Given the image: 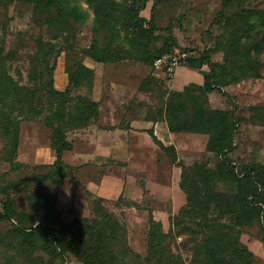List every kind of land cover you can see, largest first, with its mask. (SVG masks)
I'll use <instances>...</instances> for the list:
<instances>
[{
  "label": "rangeland",
  "instance_id": "374dc122",
  "mask_svg": "<svg viewBox=\"0 0 264 264\" xmlns=\"http://www.w3.org/2000/svg\"><path fill=\"white\" fill-rule=\"evenodd\" d=\"M114 1L124 5L117 6V13L122 19L128 11L126 7L132 3L134 7H141L144 2ZM222 2L223 0H147L139 13L147 18L152 16V32L149 41L142 40L140 49L147 47L153 51L165 44L178 51H187L193 57L207 54L210 63H226L225 50L221 44L232 33H242L249 28L251 19L248 17L246 21H240V25L217 19ZM70 3L78 5L82 11L81 18L64 16L55 9L40 17L30 2L0 0V57L5 60L7 69L17 84L37 89L32 99L34 105L44 109L48 102L45 89L48 75L44 62L47 59L53 65L54 87L64 89L72 76L77 81L72 93L89 96L97 101L99 107L96 119L89 125L68 132L73 147L63 152V159L71 168L61 177L58 185L52 179L12 185L31 174L51 171L55 158L51 146L52 129L42 120H21L17 152V159L21 164L16 169H11L3 159L7 138L0 126V264H15L16 258L24 263L23 257L18 256L9 246V241L13 238L11 230L14 226L37 223L36 217L42 214V210L39 204L32 203L36 194L54 196L56 213L63 221L91 216L95 196L104 197L103 204L125 222L129 245L139 252V255H130L124 264H149L144 257L149 211L155 220L161 221L164 231L171 230L166 246L175 258H180L183 264H207L204 253L197 250V246L205 243L208 232L187 214L177 226L172 225L170 217L185 205V195L178 184L181 166L193 171L195 164L210 167L218 165V156L206 149L209 134L184 129L173 130L180 136L187 135L186 145L177 150L170 143L167 145L172 148L165 150L152 138L156 145L154 151L157 153L145 148L144 156L136 150L125 156L108 157L98 148L97 155L89 157L83 149H76L74 145L77 141L88 142L89 139L94 140L96 145H102V133L108 129V121L111 120L108 110H104L108 104L117 107L114 112L119 125L127 126L126 115L128 111L133 115L136 108L145 117L163 118L169 94L180 91L185 100L181 116L194 115L195 100L191 98L193 93L201 95V98L208 97L212 108L235 111L239 124L235 146L226 155L231 159L229 166L234 163L237 166L242 163L264 165V122H253L249 117L251 106L264 105V0L244 1L245 7L252 12V19L256 21V29L252 31V35L256 31L254 37L260 40L261 48L256 53L260 62L259 75L241 76L242 72L237 69L236 80L219 83L207 94L198 87L192 88V93L184 89L186 84L179 85L182 80L179 74L182 71L196 75L188 64H179L172 80V76L161 77L158 70L154 71L153 63H144L137 56L131 57L126 53L125 49L133 45L131 41L135 39L129 27L126 29L121 24H116L115 28L106 24L104 28H96V12L92 6L85 0H70ZM40 41L46 42L45 48L39 47ZM93 43L111 47L115 52L114 59H93L88 54ZM252 53H255L254 50ZM209 66L210 64H203L195 69L208 70ZM189 80L195 79L190 77ZM111 81L124 86L122 92H117V97L111 94ZM210 93L212 103L209 100ZM173 153L176 155L175 161L172 160ZM235 171L238 172L237 169ZM190 179V188L198 197L192 175ZM214 186L226 191H234L236 188L231 173L220 177L216 168ZM6 200L9 203L7 210ZM134 201L136 206L129 205ZM262 203L261 206L264 205V190ZM209 213L215 215L216 210L211 209ZM183 225H188L190 229H184ZM239 241L250 252L253 264H264V208L261 209L258 220L243 226ZM35 254L45 260L49 257L41 249H37ZM54 263L84 264L70 253L62 258H55Z\"/></svg>",
  "mask_w": 264,
  "mask_h": 264
},
{
  "label": "trees",
  "instance_id": "16d2710c",
  "mask_svg": "<svg viewBox=\"0 0 264 264\" xmlns=\"http://www.w3.org/2000/svg\"><path fill=\"white\" fill-rule=\"evenodd\" d=\"M33 4L36 13L41 17L45 12L55 9L62 15L81 18L82 11L77 4L70 0H24ZM96 12V28L105 25L121 24L124 28L133 32L135 39L133 45L125 49L129 56L138 57L144 63H153V60L164 53L176 52L178 49L163 44L156 50L147 47L140 49L142 40L149 41L152 32V16L149 18L140 15L139 10L145 7L144 0L141 7L132 4L126 7L123 19L117 13V3L114 0H85ZM245 0H223L217 19L226 22H237L249 17V28L242 33L234 32L221 44L224 48L226 63H210L208 55L199 57L188 55L182 64H188L191 68H199L203 64H210L209 69H201L203 84L190 82L184 89L191 91L198 87L207 94L219 83L225 84L236 80L237 69L241 76H258L259 59L256 53L261 48L260 40L256 39L254 31L256 21L252 19V12L244 5ZM134 2V0H132ZM155 2V0H154ZM154 4L152 5V7ZM146 25H143V24ZM115 30V29H114ZM114 33V31H112ZM112 35V34H111ZM244 38V39H243ZM264 42V36L262 37ZM148 43V42H147ZM46 42L40 41L39 47L45 48ZM254 50V54L252 51ZM99 52V53H98ZM114 50L109 46L91 45L88 54L97 61L114 59ZM139 52V53H137ZM137 54V55H136ZM47 67L48 80L46 83L47 105L44 109L37 108L32 99L36 95V88L19 85L9 73L5 60L0 57V126L6 134V151L3 159L11 169H16L21 162L17 159L19 145V125L21 120H42L52 129L51 146L55 152L53 168L50 172L31 174L19 179L12 185H20L31 181L52 179L57 185L61 177L67 174L71 165L64 161L63 152L71 150L72 140L68 138L70 130L89 125L96 119L98 103L87 95L72 93V88L77 85L74 77H70L64 89H57L53 85V65L47 59L44 60ZM193 93V92H192ZM19 96H24L21 98ZM194 115H184L183 92L173 91L169 94L163 118L168 127L173 130H187L191 132H204L209 134L206 149L213 151L218 156L217 167L195 164V169L189 171L181 166L179 187L185 195V205L180 207L178 213L170 217L172 225H179L182 217L187 214L203 227L208 234L203 245L197 246L206 257L207 264H253L250 252L240 243L239 237L243 226L250 225L260 217V211L264 205V165L259 163H235L229 166L231 159L226 155L235 146V138L238 132V117L233 109L212 108L208 97L193 93ZM249 117L253 122H264V105L251 106ZM153 140L162 148H172L164 145L152 131ZM172 160H176L175 153ZM215 168L224 177L231 173V178L236 184L234 191L218 190L214 186ZM238 170V172L235 171ZM193 176L195 187L198 189V197L190 188V176ZM104 197L95 196L91 216L73 218L71 221H63L56 213L54 196L36 194L32 203L40 205L42 214L36 217L34 225H16L12 228V240L9 246L25 260L20 263L18 258L15 264H55V258H62L70 253L84 264H124L130 255H139L129 243L126 235L125 222L112 210L103 204ZM136 201L129 205L136 206ZM263 204V203H262ZM6 210L9 203L5 201ZM211 209L216 210L215 215H210ZM229 217V220H226ZM148 229L146 234L145 258L149 264H183L182 260L174 257L167 250L166 242L170 237V231L162 229L161 221L155 220L151 212H148ZM184 229H190L183 225ZM118 243H121L118 246ZM37 249L46 252L49 257L35 254Z\"/></svg>",
  "mask_w": 264,
  "mask_h": 264
},
{
  "label": "crops",
  "instance_id": "0c3cea01",
  "mask_svg": "<svg viewBox=\"0 0 264 264\" xmlns=\"http://www.w3.org/2000/svg\"><path fill=\"white\" fill-rule=\"evenodd\" d=\"M191 71H195L196 75H192L190 73L181 72L179 74L180 80L179 85H184L189 82H195L196 84H203V74L198 71L197 69L189 67ZM155 71V70H154ZM162 75L161 77L165 78V74L163 71H158ZM164 75V76H163ZM176 75V69L174 71V74L171 78V80ZM190 77L195 79L194 81L189 80ZM111 94L114 97H117V92H122L123 87H121L123 84H118L113 81H111ZM122 89H121V88ZM210 96V102L212 103V98ZM101 108V106H100ZM219 108V107H218ZM108 110L107 112L111 116V120L108 121V129L103 131L104 134V140L102 143V147L99 145H96L94 143V140H90L88 142L84 141H77L75 142L74 147L77 149V147L83 149L84 153H87V156H95L98 153V148L103 150L104 156H110V157H118V156H125L129 155L133 151H138L142 156H144V149L148 148L147 150L153 151L154 154L157 152L156 145L152 140L151 134L148 130H152L153 134L160 139L165 145L167 144H174L177 150L181 149L182 145L187 144V135L180 136L176 132H173L169 129L168 123L164 118L160 117H145L144 113L139 109L136 108L133 113L131 114L130 111H128L125 119V123L127 126H121L119 125V120L116 117V114L114 110H117V107L113 104H108L104 110ZM131 110V109H130ZM98 141V139H97ZM96 141V142H97ZM88 143V145H87ZM95 144V145H94ZM127 145V147H126ZM146 155V154H145ZM174 168V167H173ZM175 170V169H174Z\"/></svg>",
  "mask_w": 264,
  "mask_h": 264
},
{
  "label": "built area",
  "instance_id": "2783aa9c",
  "mask_svg": "<svg viewBox=\"0 0 264 264\" xmlns=\"http://www.w3.org/2000/svg\"><path fill=\"white\" fill-rule=\"evenodd\" d=\"M188 54L187 51H176L159 55L153 60V69L155 71H163L165 78L171 77L176 67L182 64Z\"/></svg>",
  "mask_w": 264,
  "mask_h": 264
}]
</instances>
